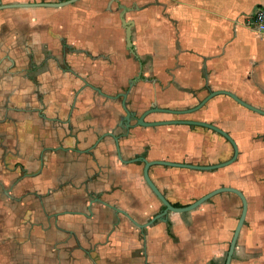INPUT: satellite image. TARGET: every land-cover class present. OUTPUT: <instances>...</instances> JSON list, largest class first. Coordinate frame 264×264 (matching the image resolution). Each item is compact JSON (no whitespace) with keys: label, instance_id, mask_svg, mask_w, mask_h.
Masks as SVG:
<instances>
[{"label":"crops","instance_id":"obj_1","mask_svg":"<svg viewBox=\"0 0 264 264\" xmlns=\"http://www.w3.org/2000/svg\"><path fill=\"white\" fill-rule=\"evenodd\" d=\"M262 5L77 0L0 9V264H224L240 199L219 193L139 227L163 205L132 159L209 165L230 158L232 146L196 125L143 127L133 118L127 129L122 94L135 117L152 103L188 109L216 90L264 109V32L253 25ZM186 117L226 131L237 159L214 171L152 165L151 180L175 206L221 186L240 190L247 208L230 264H264V116L219 94Z\"/></svg>","mask_w":264,"mask_h":264},{"label":"water","instance_id":"obj_2","mask_svg":"<svg viewBox=\"0 0 264 264\" xmlns=\"http://www.w3.org/2000/svg\"><path fill=\"white\" fill-rule=\"evenodd\" d=\"M76 1L77 0H64V1H58V2L0 4V9L11 8V7L20 8V7H38V6L59 7V6L69 5V4L74 3ZM124 11H126V10L124 8H122V13H121L120 17H121L122 23H123L124 28H125V37H126L127 48L132 50L131 49V47H132L131 41H130V25L131 24L128 21H124V19H123ZM219 94L226 95L229 98H231L233 101L238 103L239 105L243 106L244 108H246V109H248L254 113H257V114L264 116V109L255 107L252 104L242 100L241 98H239L234 93H232L230 91H226V90L211 91L203 99H201L194 107H191L188 109H180L179 110V109L162 108V107H157L155 103H152L151 107L146 109L144 112H142L141 115H139L138 117H135L134 113L131 112L127 108L126 103H125L126 94H122V98H123L122 99V105H123V109L125 111V126L127 129H129L132 126L131 120L133 118L135 119V125H139V126H143V127H155V126H162V125H196V126H201V127L211 129V130L219 133L230 143V145L232 146V150H233L231 157L222 161V162L209 164V165H199V164H192V163H178V162L165 161V160H150L149 161V160H146L144 157H136V158L132 159V161H135V162L141 161L143 163L144 181L148 185V187L150 188L152 193L157 197V199L163 205L162 211L157 213L156 215H154L148 222H146L145 224L136 223V225H138L139 227L148 226V225L152 224L154 221L164 218L168 214V212L182 213V212H188V211L194 210L197 207H199L202 203H204L205 201H207L208 199H210L211 197H213L219 193H223V192L233 193L240 199V202H241L240 215H239L238 221L236 223V226L234 228V231L232 233V237H231V240L229 242V246H228V249L226 251V255H225V259H224V264H230L231 260H232L233 253H234L235 245H236V240H237L239 231L241 229V226L243 224L244 217L246 214L247 202H246V198H245L244 194L240 190H238L234 187L221 186V187L215 188V189L205 193L204 195L198 197L197 199H195L194 201H192L188 205L175 206V205H172L165 198V196L159 191V189L156 187V185L151 180L149 173H148L149 168L152 165L180 167V168H187V169L200 170V171H214L216 169H219V168H222V167H225V166L232 164L237 159L238 147H237L235 141L233 140V138L226 131L222 130L221 128H219L216 125H213L212 123L205 122V121L192 120V119H182V118L163 119V120H158V121H146L145 120V117L147 115H149L150 113H155V112L165 113V114L174 115V116H182V115H187L189 113H193V112L199 110L201 107H203L212 97L219 95ZM114 139H115L116 144H117L118 138L114 137ZM118 153H119V151H118ZM121 160L124 161L123 159H121Z\"/></svg>","mask_w":264,"mask_h":264},{"label":"built area","instance_id":"obj_3","mask_svg":"<svg viewBox=\"0 0 264 264\" xmlns=\"http://www.w3.org/2000/svg\"><path fill=\"white\" fill-rule=\"evenodd\" d=\"M253 25L258 32H264V5L258 6L253 15Z\"/></svg>","mask_w":264,"mask_h":264},{"label":"rangeland","instance_id":"obj_4","mask_svg":"<svg viewBox=\"0 0 264 264\" xmlns=\"http://www.w3.org/2000/svg\"><path fill=\"white\" fill-rule=\"evenodd\" d=\"M160 118L161 119H172V118H177V117H180V118H187L186 116L187 115H182V116H174V115H169V114H159Z\"/></svg>","mask_w":264,"mask_h":264}]
</instances>
